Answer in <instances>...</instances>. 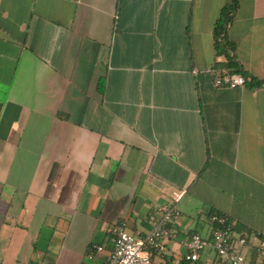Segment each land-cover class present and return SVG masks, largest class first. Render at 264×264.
<instances>
[{"label":"crops","instance_id":"crops-1","mask_svg":"<svg viewBox=\"0 0 264 264\" xmlns=\"http://www.w3.org/2000/svg\"><path fill=\"white\" fill-rule=\"evenodd\" d=\"M263 78L264 0H0V264H103L110 229L161 205L179 219L154 264H223L183 261L211 213L264 264Z\"/></svg>","mask_w":264,"mask_h":264},{"label":"built area","instance_id":"built-area-1","mask_svg":"<svg viewBox=\"0 0 264 264\" xmlns=\"http://www.w3.org/2000/svg\"><path fill=\"white\" fill-rule=\"evenodd\" d=\"M244 84V78L235 73L214 71L212 75L214 87L235 89L243 88ZM180 197L181 193L174 194L173 201L177 202ZM156 213L157 219L149 218L150 229L144 233L129 232L123 223L113 226L110 229L112 246L103 264H154L151 261L152 254L164 251L166 241L174 237L168 226L179 219V212L169 205L159 206ZM208 222L211 229L207 237L196 233L189 236L183 261L194 263L204 251L210 250L215 259L223 264H245L240 249L247 247L246 238L237 233L235 226L222 215L211 214ZM252 250L257 258L264 261L263 238H257ZM101 251L100 246L94 245L87 257L91 258L94 253Z\"/></svg>","mask_w":264,"mask_h":264},{"label":"trees","instance_id":"trees-1","mask_svg":"<svg viewBox=\"0 0 264 264\" xmlns=\"http://www.w3.org/2000/svg\"><path fill=\"white\" fill-rule=\"evenodd\" d=\"M235 2L233 1V3L231 5H229V7L226 10L221 11V21L223 23V25L225 23L228 22V20L230 19L231 15L233 14L234 10H235ZM222 23L216 26L215 29V37H220V41L218 43H216V47L219 48L221 47L222 49L220 50V52H225L226 49L231 50V47L228 46V44H226L224 42V34H223V25ZM227 68L229 69L230 67H233V63L231 62V57L228 58L227 60ZM229 71V70H227ZM237 73H239V75L243 78H246V75H244V73L240 72L239 70L235 71ZM230 73V72H228ZM232 73V72H231ZM236 74V73H235ZM264 83V78L260 81H255L256 85H260ZM212 214V213H211ZM210 216V215H209ZM118 225V224H117ZM235 230L237 231V229L235 228Z\"/></svg>","mask_w":264,"mask_h":264},{"label":"rangeland","instance_id":"rangeland-1","mask_svg":"<svg viewBox=\"0 0 264 264\" xmlns=\"http://www.w3.org/2000/svg\"><path fill=\"white\" fill-rule=\"evenodd\" d=\"M262 262H264L262 259L257 258V263H262Z\"/></svg>","mask_w":264,"mask_h":264}]
</instances>
